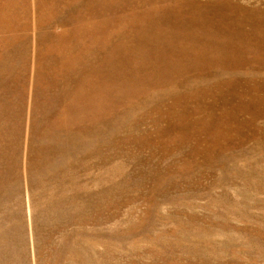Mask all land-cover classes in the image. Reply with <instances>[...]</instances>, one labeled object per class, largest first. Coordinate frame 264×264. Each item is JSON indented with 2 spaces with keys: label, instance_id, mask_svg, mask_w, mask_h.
<instances>
[{
  "label": "rangeland",
  "instance_id": "obj_1",
  "mask_svg": "<svg viewBox=\"0 0 264 264\" xmlns=\"http://www.w3.org/2000/svg\"><path fill=\"white\" fill-rule=\"evenodd\" d=\"M180 1L0 0V264H264V111L237 110L216 132L186 125L178 139L158 134L156 108L174 100L162 89L109 106L97 131L58 96L34 105L57 70L62 81L63 59L75 56L74 71L95 61L94 39L103 57L154 55L151 34ZM233 1L264 12V0Z\"/></svg>",
  "mask_w": 264,
  "mask_h": 264
},
{
  "label": "bare ground",
  "instance_id": "obj_2",
  "mask_svg": "<svg viewBox=\"0 0 264 264\" xmlns=\"http://www.w3.org/2000/svg\"><path fill=\"white\" fill-rule=\"evenodd\" d=\"M174 5L176 8L167 9L166 17L159 21L160 26L157 24L156 33L151 34V37L155 35L152 42L155 46L154 49L152 47L154 55L145 57L142 53L139 57L124 56L123 51L115 48L112 54L103 57L102 46L105 43L94 39L89 50H86V56H94L95 61L91 58L82 62L79 69L74 71L72 64L75 56L69 57V60L63 59L61 65L65 71L62 72V81L59 83L61 73L57 70L53 78H47L43 87L45 99L40 102L36 100L34 105L39 107L50 103L48 97L58 96L64 103V109L81 112L79 121L82 129L89 118L97 131L100 117L116 106H123V101L132 103L129 101L134 96H145V89L149 87L162 89V93L174 95V100L165 109H161V106L156 108L160 112L158 120L164 123L158 128V134H168L169 137L179 135L178 139L189 135L183 130L186 125H190L191 131L195 133L216 132L224 120L237 119V110L243 112L251 106L256 107L251 118L260 116L264 110L258 105L264 100L256 93L264 90V12L260 11L261 8H246L233 0H212L204 4L205 7L190 0ZM91 14L96 16L95 12ZM170 19L172 24L168 22ZM90 27L96 28L87 23L84 29ZM72 34L75 36L76 32ZM70 36L68 34V43L77 45L78 41L71 40ZM62 38L65 40V37ZM80 55H84V52ZM116 56L121 59L125 57L126 62L118 63ZM103 68L106 71L100 70ZM49 74L50 70L47 71ZM187 77L192 80L185 79ZM197 78L204 79L205 83L219 80L211 88L216 91H193L192 87L196 84L192 85V81ZM12 83L15 80L5 82L3 86L10 90ZM204 96L210 99L209 103L200 102ZM235 98L237 107L228 108V105L235 104ZM100 101L104 102L100 104ZM102 105H108V108L104 109ZM102 124L107 128V119L104 118ZM174 131L178 133L175 135Z\"/></svg>",
  "mask_w": 264,
  "mask_h": 264
}]
</instances>
